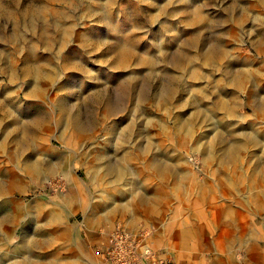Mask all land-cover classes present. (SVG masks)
I'll return each mask as SVG.
<instances>
[{
  "label": "rangeland",
  "instance_id": "rangeland-1",
  "mask_svg": "<svg viewBox=\"0 0 264 264\" xmlns=\"http://www.w3.org/2000/svg\"><path fill=\"white\" fill-rule=\"evenodd\" d=\"M195 12L200 19L194 20ZM43 27L50 31L47 36ZM124 46L128 53L120 60ZM37 84L43 86L38 96L31 92ZM257 87L264 91V0H0V144L11 152L23 145L27 160L56 167L55 173L25 178L28 192L16 195L33 211L35 223L47 222L54 210L64 223L65 231L44 249L45 257L52 264H107L102 256L107 236L125 224L151 230L154 253L142 264H209L215 230L205 233L209 241L197 238L201 228L195 230L192 223L199 210L193 211L170 181L163 182L169 198L152 210L131 212L139 181L134 170L143 166L142 152L158 160L188 159L197 180L214 183L217 169L203 161L209 142L221 138L215 144L220 149L240 134L264 136V116L255 109L261 100ZM70 117L81 131L67 127ZM189 129L195 143L186 137ZM60 136L75 140L61 145ZM251 149L248 153L259 151ZM57 153H64L82 190L60 176ZM127 154L133 159L123 162ZM245 159L251 174L256 159L251 154ZM8 160L0 156L4 181L11 171L19 176ZM99 163L121 164L127 175L119 183L109 185V175L101 182L93 170ZM76 192L82 207L67 213L63 199ZM229 194L227 201H233ZM111 208L117 210L110 214ZM242 211L246 232L224 236V251L230 243L244 244L250 230L257 232L264 251V211ZM86 217L97 221L88 224ZM25 222L26 217L16 225L15 240Z\"/></svg>",
  "mask_w": 264,
  "mask_h": 264
},
{
  "label": "bare ground",
  "instance_id": "bare-ground-1",
  "mask_svg": "<svg viewBox=\"0 0 264 264\" xmlns=\"http://www.w3.org/2000/svg\"><path fill=\"white\" fill-rule=\"evenodd\" d=\"M197 17L200 19L201 15H200V13L195 12L194 16H193L194 20H198ZM43 28H42L43 29L42 33L45 36H47L49 34L48 32H50V31H48V29L46 27H43ZM65 32H68V31L65 30ZM46 38H48V37H46ZM231 50H232V48H231ZM121 51L122 52H120L119 59L125 60L127 53H128L127 47L126 46L121 47ZM27 55L28 56L30 55L29 52ZM40 55H41V53H40ZM242 74H244V73H242ZM28 81H30V80H28ZM201 83H203V82H201ZM261 89H262L261 87H257V89L255 90L256 97L257 98L260 97V99H261L258 102L255 109L257 112H259L261 115L264 116V96L263 97L260 96V93L262 94L264 91H261ZM42 90H43V86L37 84V85H34L32 87L31 92H32V94L38 96V95H40ZM199 94H201V92ZM1 109H3V108H1ZM19 109L21 110V108H19ZM58 110H59V108H58ZM232 110H233L232 106L229 105L228 111L231 112ZM5 112H6V110H5ZM8 113L10 114V111ZM7 116H8V114H7ZM15 116H16V114H15ZM1 117H2V115H1ZM41 117H43V116H41ZM11 121H13V120H11ZM0 122H1V120H0ZM16 122H14V123H16ZM10 123L11 122H9V124ZM30 124L32 126H34L32 123H30ZM36 125H40V124H36ZM67 127L70 128V130H74L73 133H75V131L79 132L82 130L75 117H70L67 120ZM13 129H14V125H13ZM37 130H38V128H37ZM190 130L191 129H189V132L186 133V137L189 138L190 140H193L195 143V139L193 138L194 135H193V133H191ZM4 131H6V129ZM24 134L27 135L26 131L24 132ZM17 135H18V132H17ZM31 137H32V135H31ZM57 140L61 143V145L67 146V144L70 141L73 142V140H75V136H73L69 140L64 136H60L57 138ZM217 143L218 144L221 143V138H216L215 140H212L211 142H209V145L207 148V155L205 156V158L203 160L204 164H206L207 166L213 164L217 169L215 171L216 172L215 173L216 179H215L214 183H212L213 181L210 182V180H204V179L200 180V181L197 180V177L195 176L194 170L190 167L191 162L188 159L184 160V161L179 159L175 162L174 161L158 160L155 157L147 158L146 157L147 153L142 152L140 154V158L144 157L143 166L137 167L134 170V173H135L136 177H138V180H139L138 183H136L134 187H135V189L137 188L138 190L141 188L140 189L141 192H138L136 189V192L133 193V203L131 205H129L128 207H129V209H131V212H133V213L135 212V210L137 212V210H140V209H142V210L144 209L143 211L152 210L153 207L160 200L166 199V197H168V198L170 197L171 193H169V191L166 190L168 188L165 189V187H164L165 185L163 186V182L166 183V182L170 181L171 184L173 185V188L176 191L182 192L183 195L184 196L186 195L185 197H187L190 200V205L193 208V211L199 210L198 217L196 218V214H195V222L192 223V227L195 230L197 228H201V230H200L201 232L200 231H199L200 233L198 232L197 238H199V240L204 239L206 241L207 240L209 241V239H207L208 236L205 233H208V235H209V232H210V236H211V232H213L215 230V235L212 236V241H213L212 243L214 244V246L213 247L210 246V249H209L210 251L211 250L213 251L214 256H213V259L210 261L209 264H226L229 262H230V264H251V263L262 264V263H264V251H262L261 250L262 248H260L258 246L260 242L258 240L259 236L257 235V232H255L254 230H250L248 237L246 239V242L244 244L238 243V245L236 246L237 243L236 244H235V242L230 243L231 249H229L228 251H224V249H223V244L225 241V240H223L224 239L223 237L225 236V238H226V236H228V234L231 233L233 230H237L238 233L240 232L239 233L240 235L245 231L246 226L244 223L246 221V218L244 217L245 215H244V211H242V208H247V210L248 209H252V210L254 209L255 211H258V212L264 211V136L260 137L258 134H254V133L240 134V136L238 138H235L234 142L227 144V145L222 144L220 149H217V147H215V144L217 146ZM18 144H20V143H18ZM196 144H197V141H196ZM196 144H195V146H196ZM6 146H8V145H6L4 143L0 144V156L9 159L14 164L12 166H14L13 168L15 169V171L17 173H19V176H17L18 174L16 175L14 171H11V173L10 172L8 173L9 177H10V178L8 177L9 178L8 180L4 181V179H2V180L0 179V198H2L0 200V260L3 259L4 262L5 261L7 262V264H9L11 262V260H9L10 258L14 259L13 264H52L53 261H51V259H49L48 257H45L44 249H46V247H48L50 245V242L53 239L58 238L56 236L57 233H60V235H61V233H63L65 231V228L63 226L64 223L62 224V219L59 217L58 211H56V210H54L52 212L50 211L47 222L35 223V221L33 220V211H31V209L24 203V201L17 199L16 195L18 193L23 194V193L28 192V191H25L26 190L25 178H31L35 174L38 175V173H46V174L55 173L56 167H53V166L47 167L46 166L47 168L45 169L43 167L44 168L43 169L40 166L41 163L40 164L38 163L39 161L38 162H32L31 160L30 161L27 160L26 156L28 154L26 155V153H27L25 151L26 148H24L23 145H19L17 147H14L16 149H13L14 150L13 152L8 150V148H6ZM193 146L194 145H192V148H193ZM253 147H259L258 152L260 154H258V152H255V151H253L252 153H248L249 149H251ZM122 148H124V147H122ZM125 151H126V149H125ZM145 151H148V148H146ZM73 152H75V151H73ZM97 152H98V150H97ZM52 154H54V153H52ZM52 154H51V156H52ZM63 154L57 153V155H59L58 156L59 162L56 166H57V169L59 171V174L63 179H65L69 183V185H71L73 188H77V190L80 191V190H82V186L80 183L81 179L79 180V178L77 176H74L75 173L73 174L74 171L72 170L73 168L71 166L66 165V163L64 162L65 159H63L61 157V155H63ZM247 154H251V156L256 159L255 163H254V168H253L251 174H249L247 171H245V168H244V163L246 161H248L247 159H245ZM103 155H106V154H103ZM254 155H256V156H254ZM36 156H38V155H36ZM95 156H97V155H95ZM133 156H134V154L132 156L127 154L124 156L122 161L126 162L127 159H130V158L133 159ZM27 158H28V156H27ZM190 159H192V158H190ZM72 163H73V161H72ZM5 167H3V168H5ZM211 167H213V166H211ZM93 170L97 174V177H98L97 179L101 180V182L106 176L109 175V179L107 181V183L109 185H111L113 183H119V181H121L127 175L126 169L124 167H121V164H113V165L107 164L106 166H104V165H101L99 163V165H97ZM88 176H89V174H88ZM58 180H59V178H58ZM8 183L10 184V187L6 186V185H8ZM139 184H142V187H140ZM229 193H232L234 195L233 197L235 199L233 201H230V200L227 201V199L230 198L228 196L229 195L231 196V194H229ZM79 195L80 194L78 192H76L70 198L68 196H67L68 198L67 197H65L64 199L62 198L63 203L61 204V206L63 209L66 210L67 213H73L75 211V209L82 207ZM64 196H65V194H64ZM238 199H240V200H238ZM212 200L214 202L213 205H208L207 207H205L203 205V203L205 201L210 203ZM115 208L114 209L111 208L112 210L110 211V214L112 212H114L115 210H117ZM161 208H162V205H161ZM120 211H121V213H123V211H125V210L120 209ZM113 215L115 216L116 214H113ZM113 215H111L112 219L114 218ZM24 217L27 218V223L25 222L26 225L23 226L22 236L20 239L18 238L17 240H15L14 237L16 235V232H15L16 225L20 224L21 219ZM134 217H136V216L132 215L131 220H133ZM187 220H188V216H187ZM44 221H46V220H44ZM96 221H97V219L92 220V219H89V217H86V222H88V224H95ZM249 222H251V221L249 220ZM56 226H60V228L55 229ZM251 226H253V224H251ZM205 227H206V231H205ZM61 231H63V232H61ZM29 232H30V235H29ZM238 233H236V237L240 236ZM233 234H234V231H233ZM194 240L196 241V238H194ZM204 243H206V242L204 241ZM207 247H209V246L207 245ZM205 249H207V248L205 247ZM235 249H237V250H235ZM239 254H242V255H239ZM74 257H75V259L78 258V256L76 254ZM205 264H206V262H205Z\"/></svg>",
  "mask_w": 264,
  "mask_h": 264
},
{
  "label": "built area",
  "instance_id": "built-area-1",
  "mask_svg": "<svg viewBox=\"0 0 264 264\" xmlns=\"http://www.w3.org/2000/svg\"><path fill=\"white\" fill-rule=\"evenodd\" d=\"M150 237L151 230L146 226L119 224L107 236L103 259L107 264H142L154 253Z\"/></svg>",
  "mask_w": 264,
  "mask_h": 264
}]
</instances>
